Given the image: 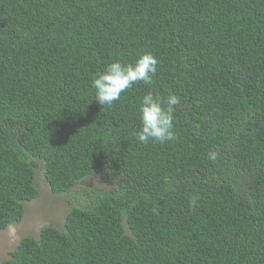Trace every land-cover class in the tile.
<instances>
[{
  "label": "trees",
  "instance_id": "obj_1",
  "mask_svg": "<svg viewBox=\"0 0 264 264\" xmlns=\"http://www.w3.org/2000/svg\"><path fill=\"white\" fill-rule=\"evenodd\" d=\"M146 52L150 85L95 101L97 72ZM148 92L180 97L174 141L139 142ZM38 158L54 193L115 187L5 264H264V0H0V229Z\"/></svg>",
  "mask_w": 264,
  "mask_h": 264
},
{
  "label": "clouds",
  "instance_id": "obj_2",
  "mask_svg": "<svg viewBox=\"0 0 264 264\" xmlns=\"http://www.w3.org/2000/svg\"><path fill=\"white\" fill-rule=\"evenodd\" d=\"M158 63L151 52L141 54L132 64L121 63L119 60L110 63L92 79L95 101L101 106L111 105L137 82L150 85ZM180 103V97L174 93L167 97L154 96L152 92L146 93L141 98L138 109L141 127L135 134L139 142L147 144L174 141L177 138L174 130L175 110ZM208 157L214 161L216 153L210 152ZM9 234L15 235L14 227L9 228Z\"/></svg>",
  "mask_w": 264,
  "mask_h": 264
},
{
  "label": "water",
  "instance_id": "obj_3",
  "mask_svg": "<svg viewBox=\"0 0 264 264\" xmlns=\"http://www.w3.org/2000/svg\"><path fill=\"white\" fill-rule=\"evenodd\" d=\"M40 174L35 175L34 186L38 191L36 198L22 202L23 216L20 220L10 223L7 227L0 229V264H5L12 259V254L17 251L23 241L33 238L39 241L42 231L47 227H54L60 232H65L67 215L74 209L75 205L68 204L71 201L69 194L85 189L113 190L114 185L107 184L102 176L108 169L87 177L91 180L88 184H79L70 191L62 194L54 193L51 183L46 178L44 160L39 158ZM36 170V168H35ZM123 226L129 236H133L127 218L123 215ZM15 228V235L9 234V228Z\"/></svg>",
  "mask_w": 264,
  "mask_h": 264
},
{
  "label": "flooded vegetation",
  "instance_id": "obj_4",
  "mask_svg": "<svg viewBox=\"0 0 264 264\" xmlns=\"http://www.w3.org/2000/svg\"><path fill=\"white\" fill-rule=\"evenodd\" d=\"M36 174H40L41 173V169H40V166L36 167ZM91 180H88L87 184L90 183ZM64 193H62L63 195ZM80 193L78 191L74 192V193H71L69 194V197L71 198V201L68 202V204L70 205H78L82 200H83V195H79Z\"/></svg>",
  "mask_w": 264,
  "mask_h": 264
}]
</instances>
